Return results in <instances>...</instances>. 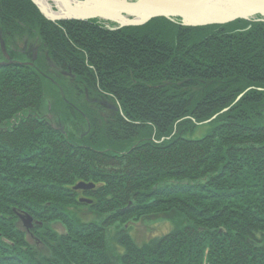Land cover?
Instances as JSON below:
<instances>
[{"label": "trees", "instance_id": "16d2710c", "mask_svg": "<svg viewBox=\"0 0 264 264\" xmlns=\"http://www.w3.org/2000/svg\"><path fill=\"white\" fill-rule=\"evenodd\" d=\"M0 36V264H264L261 16L121 27L0 0ZM150 216L173 227L139 243Z\"/></svg>", "mask_w": 264, "mask_h": 264}, {"label": "water", "instance_id": "95a60500", "mask_svg": "<svg viewBox=\"0 0 264 264\" xmlns=\"http://www.w3.org/2000/svg\"><path fill=\"white\" fill-rule=\"evenodd\" d=\"M42 14L52 20H88L93 18H103L116 22L119 26H134L143 25L155 17H179L182 19V24L189 26H203L212 24H226L238 19H254L257 15L264 16V0H245V4L237 5V8L230 9L232 11L220 10L218 7L221 3L219 0H136L134 2H128L122 0L123 4L119 8H114L112 11L109 7L112 5L113 0H99L97 9H88L84 12H70L69 9H65L67 12L65 15H49L43 9L42 0H32ZM41 1V2H40ZM63 6L67 7L66 0H59ZM222 2V1H221ZM219 4V5H218ZM64 8V7H63ZM142 10V13L135 11ZM110 11V12H109ZM125 18L124 22L118 20V18ZM264 20V19H263ZM2 48L5 46L3 40L1 41ZM92 184L85 182H79L75 185V188L90 189ZM30 220H26L25 224L30 226Z\"/></svg>", "mask_w": 264, "mask_h": 264}, {"label": "rangeland", "instance_id": "374dc122", "mask_svg": "<svg viewBox=\"0 0 264 264\" xmlns=\"http://www.w3.org/2000/svg\"><path fill=\"white\" fill-rule=\"evenodd\" d=\"M47 1L49 3L48 4L49 7L52 9V11L54 13L60 12V9L63 7L62 3L56 4V2L54 0H47ZM77 1L83 2L85 0H77ZM127 1L128 2H134L136 0H127ZM89 9L92 10L93 7H90ZM257 16H261L262 19H264V16L261 15V14H259ZM161 17H164V16H161ZM166 18H168V17H166ZM93 19H97V20H101V21H110V20L103 19V18H93ZM169 19H171V20L179 19L180 20V23L182 24V19L179 18V17H173V18H169ZM69 20H73V19H69ZM75 20H78V19H75ZM114 23L117 24L116 22H114ZM182 25H184V24H182ZM187 26H189V25H187ZM4 46H5V44H4ZM1 47H2V45H1ZM3 51H4V49H3ZM5 51H6V47H5ZM6 53H7V51H6ZM19 64L20 65H23L22 62H20ZM92 98H90V100H88V102L90 104H92V103L95 104V102H97V103H99V105L103 106L104 109L102 110V113H101L102 116H105L106 117V116H108V115H110V114H112L114 112V109H115L114 103L109 102V101H105V100L101 99L100 97H98L97 99H94V98L92 99ZM85 183H87V182H85ZM87 184H94V183L93 182H90V183H87ZM91 186H93V185H91ZM91 188H93V187H91ZM75 210L78 212L80 209H78V210L75 209ZM82 211L85 212V214H84L85 216L84 217L86 219H90V218L93 217V216H91L89 214V212H87V210L82 209V210H80V213ZM55 227L58 230H60V231H63V229H64L59 224H57ZM172 227H173V225H172V223L170 221H168V220H166V219H164V218H162L160 216L159 217L150 216V217L146 218L145 220H142V221H140V222H138V223H136V224H134L132 226V228H133L132 236L139 243H142V242H144V241H146V240H148V239H150L152 237H157V236L164 235L165 233L169 232L172 229Z\"/></svg>", "mask_w": 264, "mask_h": 264}, {"label": "bare ground", "instance_id": "6f19581e", "mask_svg": "<svg viewBox=\"0 0 264 264\" xmlns=\"http://www.w3.org/2000/svg\"><path fill=\"white\" fill-rule=\"evenodd\" d=\"M56 2V4H60L61 2L59 0H54ZM67 1V7L63 6L61 9H60V12L58 13H54L52 11V9L49 7V3L47 0H42L41 2V5L43 7V9L45 10V12H47L49 15H65L66 11L65 9H69L70 12H84V11H88V9L90 7H93L94 9H97L99 8V5H98V2L99 0H85L83 2H79L77 0H66ZM105 1V0H103ZM222 1V2H221ZM245 0H219V2L221 3L218 7H221L220 10H228V11H232L230 9H235L237 8V5H240V4H245L246 2H243ZM123 4V1L122 0H113V3L112 5L109 7V4H104V6L106 5V9L108 10V8L112 11H114L115 9L114 8H119L121 7ZM110 12V11H109ZM137 13H142V10H137L135 11ZM156 18V17H155ZM118 20L120 21H123L125 20V18L123 19L122 18H118ZM1 38V36H0ZM7 57L9 58V55L7 54ZM52 118V117H50ZM57 129V128H56Z\"/></svg>", "mask_w": 264, "mask_h": 264}, {"label": "flooded vegetation", "instance_id": "af4514ba", "mask_svg": "<svg viewBox=\"0 0 264 264\" xmlns=\"http://www.w3.org/2000/svg\"><path fill=\"white\" fill-rule=\"evenodd\" d=\"M52 119V118H51ZM51 124L53 125V127L55 128H60L59 126H56V123L54 121L51 120Z\"/></svg>", "mask_w": 264, "mask_h": 264}]
</instances>
